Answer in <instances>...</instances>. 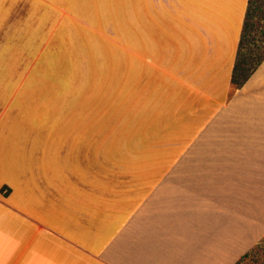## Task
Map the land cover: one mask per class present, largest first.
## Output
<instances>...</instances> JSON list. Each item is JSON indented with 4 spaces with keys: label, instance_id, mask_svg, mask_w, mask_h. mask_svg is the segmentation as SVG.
<instances>
[{
    "label": "crops",
    "instance_id": "crops-1",
    "mask_svg": "<svg viewBox=\"0 0 264 264\" xmlns=\"http://www.w3.org/2000/svg\"><path fill=\"white\" fill-rule=\"evenodd\" d=\"M140 1L145 42L152 12ZM87 27L99 30L57 0H0V264H240L264 242V61L237 87L241 34L218 53L183 39L175 63L171 46L162 56L174 70L142 55L137 62L154 73L140 69L132 88L128 80L134 169H88L85 127L102 123V100L89 103L84 87L64 83L62 65ZM24 93H63L85 118L23 121L12 105ZM31 125L76 134L55 146L65 159L83 148L85 169H22Z\"/></svg>",
    "mask_w": 264,
    "mask_h": 264
},
{
    "label": "rangeland",
    "instance_id": "rangeland-1",
    "mask_svg": "<svg viewBox=\"0 0 264 264\" xmlns=\"http://www.w3.org/2000/svg\"><path fill=\"white\" fill-rule=\"evenodd\" d=\"M162 1L150 0L152 18L149 23L147 19L148 32L146 41L143 42L145 31L140 0H57L58 4L66 6L84 18L92 28L99 29L95 31L96 33L88 27L82 29L80 39H72L74 43L82 45L69 47L62 63L64 83L68 85L72 81L73 84L84 87L88 93L89 103L95 102L96 97L102 100V123L97 128L85 127L88 169H94V163L97 169H134L132 158L139 152L135 151L138 146L130 136L132 127L127 126V119L130 117L127 110V92L128 80L132 88L133 78L138 75V71L141 69L143 72L144 68L149 71L145 62L141 68L142 55L152 57L165 69L174 70L173 67L163 65L162 56L171 46L170 56L175 63L179 54H183L185 43L183 39H201L205 44L203 50L210 49L217 53L237 44L243 21V0H166V5H162L167 9V16L163 17L160 26L158 6ZM252 1L255 16L246 32L241 57L250 56V50L259 44L258 39L260 42L264 41V0ZM157 26L158 36L154 40L153 29ZM208 42L211 45H208ZM201 60L203 59H199L198 64ZM149 72L154 73V70L150 69ZM64 96L63 93L40 95L24 93V99L20 101L17 98L12 108H21L16 113L23 121L57 123L61 118L67 117L68 113L74 118L81 116L82 113V117L85 118L83 108L80 111L68 110V107H77V104L74 98L64 103ZM133 100L131 97V102ZM13 109L12 113L15 114L16 110ZM135 114L133 120L138 123L142 119L138 108ZM137 127L141 128V133H137L136 138L143 137V127L139 125ZM77 129L80 130L82 127ZM66 130L67 127L54 125L25 126L23 141L24 144L30 145L32 157L29 152L23 151L22 169H62L65 165L67 168L85 169L83 148L79 159L75 156L72 159L69 154L65 159L56 149L55 143L60 138L77 140L76 134L72 139L64 133ZM45 147L47 151H44ZM76 154L77 152H74V155ZM240 264H264V242L250 252Z\"/></svg>",
    "mask_w": 264,
    "mask_h": 264
},
{
    "label": "trees",
    "instance_id": "trees-1",
    "mask_svg": "<svg viewBox=\"0 0 264 264\" xmlns=\"http://www.w3.org/2000/svg\"><path fill=\"white\" fill-rule=\"evenodd\" d=\"M252 9L253 1L249 0L248 10L246 13L242 34L240 37L238 56L232 76V81L237 87H241L264 61V41L260 42L259 39V44L256 45V48L250 50V56L241 57V52L245 44L246 32L251 27V20L254 19L255 16V13L253 14ZM241 260H243V258Z\"/></svg>",
    "mask_w": 264,
    "mask_h": 264
}]
</instances>
